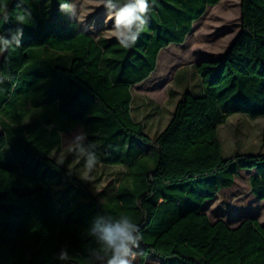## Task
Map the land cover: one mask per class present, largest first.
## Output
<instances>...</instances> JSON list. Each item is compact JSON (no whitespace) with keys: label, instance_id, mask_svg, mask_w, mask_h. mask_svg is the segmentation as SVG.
<instances>
[{"label":"trees","instance_id":"16d2710c","mask_svg":"<svg viewBox=\"0 0 264 264\" xmlns=\"http://www.w3.org/2000/svg\"><path fill=\"white\" fill-rule=\"evenodd\" d=\"M65 1L57 21L64 0H0V264H264L258 219L230 226L204 212L243 169L257 170L264 200V153L226 156L220 135L236 113L264 116V0L241 1L239 34L196 66L203 92L186 93L155 138L132 118L131 87L221 0H107L126 7L128 30L100 38ZM77 126L86 142L72 155L85 147L125 168L110 198L53 154ZM130 247L136 262L121 255Z\"/></svg>","mask_w":264,"mask_h":264},{"label":"rangeland","instance_id":"374dc122","mask_svg":"<svg viewBox=\"0 0 264 264\" xmlns=\"http://www.w3.org/2000/svg\"><path fill=\"white\" fill-rule=\"evenodd\" d=\"M52 0H50L51 2ZM242 0H221L215 6H209L206 13L193 24V30L188 36V51L192 54L191 60H217L227 50L231 42L241 31ZM52 3V2H51ZM66 1L60 4L59 10H53L52 15L57 21L67 15ZM54 4V3H53ZM52 4V5H53ZM70 9L73 17L84 28L90 29L95 37L123 36L128 28V11L125 6L110 3L107 0H72ZM195 33V34H194ZM182 44H171L163 49L158 59V65H167L165 58L171 54L183 52ZM187 51V50H186ZM199 62V63H200ZM180 60L177 61V64ZM174 66V64H173ZM161 71V69H159ZM193 78L189 79L191 83ZM182 83V81H181ZM138 92V89H134ZM165 127V126H164ZM164 129V128H163ZM264 116H252L245 113H236L220 126V135L223 141L224 154H263ZM86 136L83 127H76L69 133L62 135V145L59 151L53 154L58 161L69 157L68 166L74 169L78 176L90 183L93 191L102 193L103 199L112 197L117 179L123 169L121 167L94 164L87 156L85 147L79 148L72 155L71 151L81 144H85ZM257 173L256 169H243L237 176L232 188L225 189L219 195L208 201L206 212L212 220L222 219L230 226H236L245 219H258L264 226V200L258 199L252 192L250 176ZM130 253L134 252L128 248ZM135 253V252H134ZM137 254V253H136ZM129 261H138L124 255ZM162 259L149 254L146 264H161Z\"/></svg>","mask_w":264,"mask_h":264},{"label":"crops","instance_id":"0c3cea01","mask_svg":"<svg viewBox=\"0 0 264 264\" xmlns=\"http://www.w3.org/2000/svg\"><path fill=\"white\" fill-rule=\"evenodd\" d=\"M84 28L87 29L86 27ZM87 30L94 35V33L90 29ZM100 37H108V36H100ZM112 37H116V36H112ZM187 40L188 37L186 38L185 42L182 43L184 47L183 52H179L178 54H171L170 56H167L165 58L167 65L160 66L158 65V59L160 64L159 56L162 50L167 48L168 46L163 48L158 55L156 69L151 73V75L146 80L138 84H135L131 87L132 97H133L131 104L132 118L135 122L141 123L143 125L145 134H147L152 138L158 136L166 128L172 117L176 105L186 93L191 92L198 95L203 92L202 81L196 68V66L199 64L200 61L197 62L195 61V59L191 60L192 54L188 51L190 45L188 44ZM4 55H5L4 51H0V61L4 58ZM179 60L180 63L177 64V61ZM159 69H161V71H159ZM191 77L193 78V81H191L190 83L189 79ZM134 89H138V92H134ZM2 118L3 117H0V121L2 120ZM0 133H1V126H0ZM63 134L64 133H62V135ZM116 167H121L123 171L120 172L121 176L120 178L117 179V183L114 188L113 195L115 194L116 188L120 183L121 178L123 177L125 172L124 167L122 166H116ZM99 194L102 195V193ZM208 203L209 202H207L204 207L205 213H207L206 207ZM210 220L212 222L216 221V220H212L211 218Z\"/></svg>","mask_w":264,"mask_h":264},{"label":"bare ground","instance_id":"6f19581e","mask_svg":"<svg viewBox=\"0 0 264 264\" xmlns=\"http://www.w3.org/2000/svg\"><path fill=\"white\" fill-rule=\"evenodd\" d=\"M193 32L196 33V32H197V29H194ZM195 33H194V34H195ZM123 253H124V255H126L127 257L132 258L133 260H135V259L137 258V256H135L136 254H132V253H130V251H129L128 248L124 249V250H123Z\"/></svg>","mask_w":264,"mask_h":264},{"label":"built area","instance_id":"2783aa9c","mask_svg":"<svg viewBox=\"0 0 264 264\" xmlns=\"http://www.w3.org/2000/svg\"><path fill=\"white\" fill-rule=\"evenodd\" d=\"M131 248V247H130Z\"/></svg>","mask_w":264,"mask_h":264}]
</instances>
